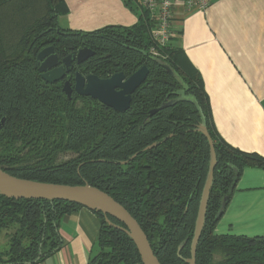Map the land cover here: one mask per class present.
Here are the masks:
<instances>
[{
  "label": "trees",
  "instance_id": "16d2710c",
  "mask_svg": "<svg viewBox=\"0 0 264 264\" xmlns=\"http://www.w3.org/2000/svg\"><path fill=\"white\" fill-rule=\"evenodd\" d=\"M124 2L138 17L135 25L80 31L59 27V17L69 11L66 0H0V120L6 118L0 167L19 178L88 184L107 192L139 222L161 264H189L185 259L191 257L210 145L199 128L197 106L174 102L175 93L187 88L204 111L217 153L196 263L264 264V236L215 233L244 169H264V157L218 136L199 72L180 64L181 50L171 41L164 48L167 58L158 59L180 79L156 60L149 53L153 22L136 0ZM50 44L59 56L72 47L95 50L83 64L85 74L108 78L124 72L128 77L144 65L149 74L124 112L76 93L69 99L61 83L46 82L36 67L38 52ZM67 152L73 156L60 160ZM79 208L68 201L16 199L0 192V235L14 230L9 249L0 250V264L38 263L58 251L61 220ZM96 213L100 252L91 264H142L131 236Z\"/></svg>",
  "mask_w": 264,
  "mask_h": 264
},
{
  "label": "crops",
  "instance_id": "0c3cea01",
  "mask_svg": "<svg viewBox=\"0 0 264 264\" xmlns=\"http://www.w3.org/2000/svg\"><path fill=\"white\" fill-rule=\"evenodd\" d=\"M67 29L93 31L130 27L137 15L124 0H66ZM171 44L180 64L196 69L203 81L212 122L230 146L264 157V0H212L205 9L176 5ZM100 216L88 209L60 223L63 245L36 264H91L100 252ZM217 234L264 236V169H244Z\"/></svg>",
  "mask_w": 264,
  "mask_h": 264
},
{
  "label": "water",
  "instance_id": "95a60500",
  "mask_svg": "<svg viewBox=\"0 0 264 264\" xmlns=\"http://www.w3.org/2000/svg\"><path fill=\"white\" fill-rule=\"evenodd\" d=\"M58 31L61 32L60 30ZM95 54V50L89 47H83L64 57L62 60L63 65L58 66L60 63L59 55L56 53L54 45H50L44 47L38 52L36 57V67L38 68L41 78L46 82L53 84L64 79L66 72L71 71L73 68V61L75 59L78 64H82L89 58L95 56ZM154 58L160 62V59L156 57ZM160 63L169 68L172 74L179 78L176 72L168 64L163 61ZM148 74L149 68L146 65L142 66L128 77L124 72L114 73L108 78H101L93 73L83 75L81 72H76L75 85L72 86L71 81L67 79L63 84V91L69 99H71L72 93L75 90L79 95L91 97L116 111L124 112L130 108L133 94L146 81ZM182 82L184 83V81ZM186 89L187 88L179 90L175 93L179 95V98L174 100V102L187 100L197 106L202 119L199 128L208 139L210 145L209 171L201 194L194 236L191 243V257L185 259L189 264H197V247L204 229L208 202L214 183L217 153L214 140L207 127L204 111L194 96L186 94ZM170 103L172 102H169V104ZM155 111L156 110H154V112ZM5 121V117L1 118L0 129L4 126ZM0 192L16 199L34 198L63 200L82 205L94 212H101L106 216V220L109 224L124 230L131 236L141 255L142 264H161L152 248L147 234L142 229L139 222L121 203L103 190L88 184L67 185L19 178L11 175L0 167ZM108 216L115 218L122 223L123 226L114 224L110 221ZM36 262L37 260L32 262V264H35Z\"/></svg>",
  "mask_w": 264,
  "mask_h": 264
},
{
  "label": "built area",
  "instance_id": "2783aa9c",
  "mask_svg": "<svg viewBox=\"0 0 264 264\" xmlns=\"http://www.w3.org/2000/svg\"><path fill=\"white\" fill-rule=\"evenodd\" d=\"M212 0H136L138 6L146 11L153 22L151 37L154 42L149 53L160 59H166L164 48L174 37L176 5L183 4L185 10L205 9Z\"/></svg>",
  "mask_w": 264,
  "mask_h": 264
},
{
  "label": "rangeland",
  "instance_id": "374dc122",
  "mask_svg": "<svg viewBox=\"0 0 264 264\" xmlns=\"http://www.w3.org/2000/svg\"><path fill=\"white\" fill-rule=\"evenodd\" d=\"M65 23H66V19H64L63 21L61 20V23L59 24V27L61 29H67V27L65 26ZM72 156H73L72 153L67 152V153L61 154L59 156V159L60 160H66V159L71 158ZM13 231H14L13 228H10V229L4 230L2 232V234L0 235V250L7 251L9 249V247H10V237H11V233ZM215 233H217V232L215 231ZM219 258H220V256L217 255L216 259H219Z\"/></svg>",
  "mask_w": 264,
  "mask_h": 264
},
{
  "label": "flooded vegetation",
  "instance_id": "af4514ba",
  "mask_svg": "<svg viewBox=\"0 0 264 264\" xmlns=\"http://www.w3.org/2000/svg\"><path fill=\"white\" fill-rule=\"evenodd\" d=\"M50 45H52V44H50ZM50 45H47V46H50ZM47 46H45V47H47ZM44 48V47H43ZM42 48V49H43ZM80 49V48H79ZM79 49H77V50H79ZM77 50H75L73 47L71 48V51L70 52H68L67 54H65L64 56H59V58H60V63L58 64V66H60V65H63V62H62V60H63V58L64 57H66L67 55H69V54H71L72 52H75V51H77ZM56 51V50H55ZM59 55V54H58ZM85 63V62H84ZM84 63H82V64H78L77 63V60L75 59L74 61H73V68L71 69V71H69V72H66V75H65V77H64V79H62L61 81H59V83H61L62 85L64 84V82L67 80V79H69L70 81H71V83H72V86H74L75 85V74H76V72H81L83 75H88V74H85V73H83L82 71H83V69H84ZM66 69V68H65ZM102 78V77H101ZM74 93H76V94H78L75 90L73 91V93H72V95L74 94ZM79 95V94H78ZM79 96H82V95H79ZM86 97V96H85Z\"/></svg>",
  "mask_w": 264,
  "mask_h": 264
}]
</instances>
